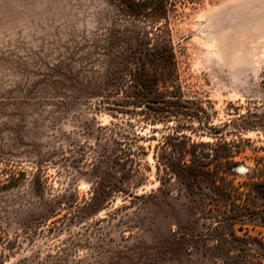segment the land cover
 <instances>
[{
  "label": "rangeland",
  "instance_id": "obj_1",
  "mask_svg": "<svg viewBox=\"0 0 264 264\" xmlns=\"http://www.w3.org/2000/svg\"><path fill=\"white\" fill-rule=\"evenodd\" d=\"M165 2L0 0L1 264H264V0Z\"/></svg>",
  "mask_w": 264,
  "mask_h": 264
},
{
  "label": "trees",
  "instance_id": "obj_2",
  "mask_svg": "<svg viewBox=\"0 0 264 264\" xmlns=\"http://www.w3.org/2000/svg\"><path fill=\"white\" fill-rule=\"evenodd\" d=\"M116 2L117 10L126 19H168L170 7L166 5L165 0H114ZM152 47V45H151ZM159 52L166 53V47H159ZM212 137V136H211ZM207 144V143H206ZM208 145V144H207ZM227 145V143L225 144ZM221 148V154L215 152L214 158H220L222 162L229 163L234 158L232 153L226 146ZM208 156H206L207 158ZM211 164L206 165L210 168ZM174 170L173 167H167ZM216 168V167H215ZM188 174H195L199 171L198 166H189L187 168ZM234 221V220H233ZM1 264V263H0Z\"/></svg>",
  "mask_w": 264,
  "mask_h": 264
}]
</instances>
